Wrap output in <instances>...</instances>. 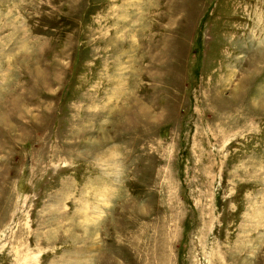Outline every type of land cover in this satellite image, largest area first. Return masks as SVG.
<instances>
[{
    "label": "rangeland",
    "instance_id": "rangeland-1",
    "mask_svg": "<svg viewBox=\"0 0 264 264\" xmlns=\"http://www.w3.org/2000/svg\"><path fill=\"white\" fill-rule=\"evenodd\" d=\"M0 264H264V0H0Z\"/></svg>",
    "mask_w": 264,
    "mask_h": 264
}]
</instances>
